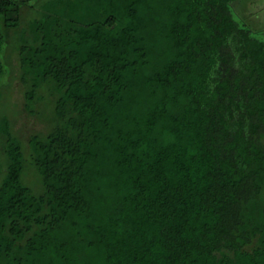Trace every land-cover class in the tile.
Here are the masks:
<instances>
[{"label": "trees", "instance_id": "obj_1", "mask_svg": "<svg viewBox=\"0 0 264 264\" xmlns=\"http://www.w3.org/2000/svg\"><path fill=\"white\" fill-rule=\"evenodd\" d=\"M237 1L0 0V96L13 50L51 105L38 189L0 113V264H264V38Z\"/></svg>", "mask_w": 264, "mask_h": 264}, {"label": "rangeland", "instance_id": "obj_2", "mask_svg": "<svg viewBox=\"0 0 264 264\" xmlns=\"http://www.w3.org/2000/svg\"><path fill=\"white\" fill-rule=\"evenodd\" d=\"M236 10L242 20L249 24L256 33H259L260 37L264 38V0H238ZM3 20V18L0 20L1 25L4 24ZM9 61L11 66L10 79L3 88V96H0V113L9 115L13 132L23 142L28 158L25 180L38 189L40 183L37 173L35 167L30 163L29 139L34 132H46L50 129L51 105L48 103V98H46L37 102L35 111L31 112L28 110L26 107L25 86L20 77L21 70L18 63V55L13 50L9 55ZM2 143L3 141L0 139L1 154Z\"/></svg>", "mask_w": 264, "mask_h": 264}]
</instances>
